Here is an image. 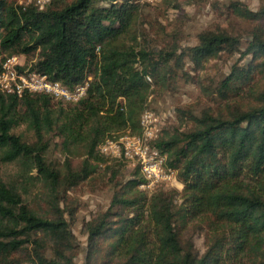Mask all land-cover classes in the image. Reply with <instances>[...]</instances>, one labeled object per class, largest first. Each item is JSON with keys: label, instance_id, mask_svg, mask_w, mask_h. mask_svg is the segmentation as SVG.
Wrapping results in <instances>:
<instances>
[{"label": "trees", "instance_id": "trees-1", "mask_svg": "<svg viewBox=\"0 0 264 264\" xmlns=\"http://www.w3.org/2000/svg\"><path fill=\"white\" fill-rule=\"evenodd\" d=\"M140 2L50 0L39 9L0 0V60L30 55L26 67L69 87L90 77L76 102L0 92V264H74L68 192L98 171V146L139 134L150 95L174 88L184 60L198 71L222 52L245 60L211 90L220 107L181 111L190 126L163 127L153 141L181 191L160 184L148 195L138 166L125 180L107 166L114 191L107 210L83 223L85 264H264V6L230 2L254 25L244 48L239 36L204 30L192 46L156 49ZM20 125L30 138L14 132ZM52 144L61 159L49 158ZM191 226L204 228L202 254Z\"/></svg>", "mask_w": 264, "mask_h": 264}, {"label": "rangeland", "instance_id": "rangeland-1", "mask_svg": "<svg viewBox=\"0 0 264 264\" xmlns=\"http://www.w3.org/2000/svg\"><path fill=\"white\" fill-rule=\"evenodd\" d=\"M251 10H258L264 6V0H239ZM17 4L28 3L29 0H15ZM145 3L144 20L142 28L147 33V39L151 47H169L179 45L181 48L192 46L197 42L198 34L204 30L227 31L228 33L241 37V48H244L249 31L254 27L253 23L237 17L231 10V0H141ZM10 54L5 53L4 56ZM24 64L34 60L32 56L17 54ZM245 58H239L238 53L232 55L226 52L220 53L205 63L201 70L195 71L193 64L184 60L183 67L177 69V77L174 88L160 90L156 88L150 95L146 108L151 109L161 120L163 127L190 126V123L181 120V111H193L194 114L207 107L216 110L219 101L214 93H210L217 84V80L226 75L234 63H242ZM205 87V88H204ZM221 105V104H220ZM223 105V104H222ZM180 110V111H179ZM16 133H23L30 138V131L24 125L14 129ZM98 152L99 149L97 148ZM98 171L91 177L71 188L69 194V205H75L74 217L71 221V230L75 236L78 249L73 257L74 264H85L88 251L87 236L83 232V223L89 220L93 214L102 213L107 210L114 191V182L110 177V171L106 167L115 165L117 177L115 180H125L132 176L135 166L127 161L100 153ZM49 158L59 160L62 158L54 144L51 145ZM175 170V169H174ZM36 173V171H33ZM180 183L167 184V189L173 188L181 191L183 185ZM140 173V172H139ZM139 188V185H138ZM149 195V189H142ZM154 191V190H152ZM189 234L193 238L195 248L200 254L206 249L204 228L190 227ZM105 248V244L102 245ZM105 254L100 253L99 259L105 260Z\"/></svg>", "mask_w": 264, "mask_h": 264}, {"label": "built area", "instance_id": "built-area-1", "mask_svg": "<svg viewBox=\"0 0 264 264\" xmlns=\"http://www.w3.org/2000/svg\"><path fill=\"white\" fill-rule=\"evenodd\" d=\"M50 0H29L39 9H43ZM153 1V0H148ZM87 80L72 87L50 79L46 74L26 67L17 54L4 56L0 60V92L21 96L24 92H40L51 95L54 99L76 102L82 98L89 85ZM161 120L151 109L145 108L140 116L141 132L126 131L115 139H107L99 146V152L127 161L138 166L143 177L139 188L150 192L162 183H179L176 172L166 165V155L153 145L161 130ZM180 184V183H179Z\"/></svg>", "mask_w": 264, "mask_h": 264}]
</instances>
